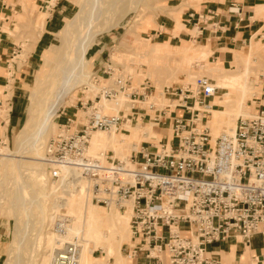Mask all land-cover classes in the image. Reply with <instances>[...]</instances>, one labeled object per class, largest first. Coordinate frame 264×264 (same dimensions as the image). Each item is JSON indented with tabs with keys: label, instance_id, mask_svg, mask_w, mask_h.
<instances>
[{
	"label": "built area",
	"instance_id": "obj_1",
	"mask_svg": "<svg viewBox=\"0 0 264 264\" xmlns=\"http://www.w3.org/2000/svg\"><path fill=\"white\" fill-rule=\"evenodd\" d=\"M125 82L102 94L111 98L129 90L128 97L135 100L150 93L146 81L140 83L139 94ZM183 88L164 89L179 96L174 107L181 112L164 116L159 110L153 118L167 132L156 144L143 142L126 160L106 152L89 154L90 131H116L126 120L93 110L72 131L74 121L65 118L45 143L43 161L52 166V179L59 167L83 177L95 205L123 211L129 203V239L123 247L127 257L143 254L155 260L152 264H218L207 255L209 245L232 238L248 244L255 235L264 239V76L258 92L246 101L249 113L237 117L232 134L214 140L203 121L216 88L204 77L195 78L194 89L189 84ZM133 115L129 113L130 120ZM67 222L59 213L50 223L56 242L49 264H77L78 245L63 238Z\"/></svg>",
	"mask_w": 264,
	"mask_h": 264
},
{
	"label": "rangeland",
	"instance_id": "obj_2",
	"mask_svg": "<svg viewBox=\"0 0 264 264\" xmlns=\"http://www.w3.org/2000/svg\"><path fill=\"white\" fill-rule=\"evenodd\" d=\"M29 1L34 4L35 10L32 12H30L29 9L24 11L21 7L22 13L25 14V18L22 19L19 15H16V23L14 24L16 27H14L13 25L15 29H13L12 33V40L15 43L16 50L13 54L14 57L11 56L12 60L10 62L16 65L17 70L23 69L24 71H27V66L24 65L25 59L30 55V53L34 52L32 54L31 60L32 65L26 77L24 78L25 83L22 84L21 91H18L20 95L18 96V100L13 107L14 109H12V113L16 117L15 121L17 120V124L15 127L11 128V130H9V133L7 135L5 133H2L0 129V146H3L5 148V150L0 153V234L2 235L1 245L3 252L0 264H13L12 260H14V258L18 254H20V257L23 258L21 259L24 262L28 263L30 257V252L28 250L30 248L31 241H33L35 238L36 232H39V234H37L38 236L36 237L39 243V247L35 248L34 250L35 256L32 260L33 264H41L42 262H44L45 258L47 259L48 251L47 249H45V243L47 241L46 236L48 235V233L46 232L49 228H47V226H43L45 223V219L51 220V217L55 215V211L52 210V203L56 196L55 193H58V191L55 190L56 186L51 183L50 177L48 175L45 178H42L44 192L42 193L41 204L43 206L45 216L43 219V223H41L42 219L38 207L32 205L28 201H26L27 204H22L15 197H13V195H15V192H13V178L15 176L17 168V162H15L16 158H14L13 156H23L22 162L19 165L18 172L22 175L23 181L26 182L25 184L28 185V187L26 186L27 192L29 194L31 193V196L35 195V193L39 192L40 190V184L36 182V175L32 174V171L35 169L32 162L40 161L39 163H41L42 161L33 160L31 158H43L45 143L51 136L59 132L61 125L65 122V118H69L74 121V123H72L69 127V131H72L75 128V126L72 125H76L79 122H85L88 114L91 111L96 110L95 108H90L92 106H100V110L102 113H104L106 110H111L117 113V111L110 106L113 102H108L106 104L102 101L101 98L99 104L95 105L96 102H98L101 93L99 91L96 92L94 88L101 86L103 79H111L113 75L118 72L121 75H125L124 77L122 75V81L126 80L125 83L128 87H135V89L133 90H135L137 94L142 92L140 83L145 81L148 82L150 86V92H153V95L147 97L146 99L144 97L142 98L141 96H135V98L132 99H137V102L135 100L134 102H130L131 98H129L127 95V93H129V90L117 91L116 95H118L120 92H123L125 98L128 101L125 104L124 112L120 111L121 113H119V115L126 117L127 121L122 122L123 124L120 126V128L114 132L115 136L120 138V140L132 139L133 135H135L136 132V127H134L133 125L140 123V131H144V129L146 128L145 124L148 122H153L154 129L159 138L167 131H165V129H163L159 124L157 125L155 121H153L154 117H158V111L163 110L164 116H168L169 111H173L176 114H179L181 112L180 109L174 107V104L177 102L179 96L174 94L168 95L167 92H164V89L166 87L169 88V92L173 87L183 88L182 84L179 83L177 79H175V75H173L172 73V68L170 67V65H168L171 58V55L169 54H172L178 47H182L184 51L191 50L193 48L195 49V47L192 45L197 44L195 41H192L190 43L192 45L189 44L183 46H175V44H178L180 42L171 40L170 42L168 41V43L172 45H156L157 42H162L163 38L161 36L153 37L151 35V31H149L148 29L156 24V22H158L159 20L164 21L166 16H170L173 13L172 11L174 10L167 5V0H142L137 5V9L130 18L126 16L121 18L123 14L122 8L124 7L123 5L126 0H115V2L119 1L118 4L119 7L120 5L121 7L120 9H118L119 13L118 15H115L112 22H114L115 25L117 23L119 25H116L115 27H112L108 30L105 29V31L103 30V32L101 31L99 34H97L94 38V43L90 45L86 52V57L88 60H90L89 71L91 72V76L88 79L90 85H84L82 87L75 88L71 93L73 97H66L65 100H67V102L60 104L57 107V118L55 119L56 127L53 132L51 130H48L43 140V145H41V149L39 151H32L28 153L23 152V148L24 146H26V144L23 142V140H25V137H21V133L22 129L27 123L30 113L33 117L32 129H34V125L38 126L37 124L41 121V114L38 112L40 106L36 103V101L35 103L32 102V92L34 90H39L44 86L46 88V86H48V81L54 80L53 77L50 79H46L48 78V74H54V66L56 63L54 62L52 55L49 53V50L55 48L58 45L56 36L63 33V29L66 23L69 22L78 12V3L81 0ZM10 3L12 5H19V8L24 4L23 0H10ZM58 5H63V11L59 12L58 14L53 13L50 21L51 23H49L48 26H45L44 20L39 21L40 15L34 14V12L37 11L42 12L41 17H49V9H53V11L55 12ZM94 16L95 15H93V17ZM114 20L118 21L115 22ZM108 26L109 24L107 25V27ZM125 35L127 38L124 37ZM38 38H40V42L37 45H34ZM260 41L262 43H259L256 46L258 49L261 48V45L264 44V39H260ZM71 46H74V43ZM22 50H25V54H20ZM155 54L159 56L165 55L164 59H161L160 62L156 64L157 66L152 62L151 59V56ZM187 59L190 60V57L187 56ZM257 60L259 61V65L257 64V66H254V68L256 69V71L258 70L257 72L260 75L258 79L259 85L261 78L264 76V55H261L260 59L258 58ZM214 61L215 58L211 56L208 57L205 62L196 63L193 60L186 61L187 72L191 73L193 75L192 80H195L196 77H202L198 73H202L203 71L205 72L212 68L214 69L216 66L217 68H221L224 70L234 69L235 71H239V73H243L245 71L243 59L237 57V55L235 61L230 63V65L229 60L222 61V65H218L220 61ZM38 65L39 68L37 69ZM35 69L36 71H34ZM56 76L60 77L57 74ZM127 77H129V79ZM44 78L46 79V83L41 84ZM176 78L182 81H189V78H187L185 75L178 74ZM78 81L79 80L77 79V81L75 82ZM122 81H120V83ZM208 81L209 83L211 82L210 79H208ZM120 83H118V85L116 84V86H114L112 89L117 90ZM167 83L168 85H166ZM188 84L190 85L191 89H194V83ZM45 91L46 90H44V92ZM146 94H149V92H146ZM163 95L165 97L171 96L175 98L176 102L169 106L158 107L155 105L153 106L154 108L148 107L147 102L149 100H161L164 97ZM47 96L52 97V95L50 94H48ZM43 98V96H40L41 100ZM115 99L116 98L109 99V101H114ZM221 99L222 93L216 88V94L213 98L209 99L210 105L212 101H220ZM7 102L8 101L5 100L1 102L5 106L0 109V113H4L2 116L7 115ZM46 103L48 102L46 101ZM127 103H130L131 105L130 111L127 107ZM133 106H136L137 108L133 109ZM32 109H34V111L36 112L32 113ZM9 110L11 111V107H9ZM10 111L8 112V114H10ZM130 112H133L134 114V118L132 119V121H130V118L128 116ZM142 115L145 116L141 117ZM207 117L208 116H206L204 121L206 119L208 121L211 118V114L208 118ZM0 121H4V119L0 117ZM129 122L132 124V126L129 125ZM206 127L208 128V125H206ZM95 132L104 135L110 134L101 131ZM88 137H90V135ZM211 137L214 139V135H211ZM4 140L6 141V145L4 143ZM144 141L148 142L149 140L144 139ZM150 142L156 144L155 140H152ZM142 143L143 142H141V144ZM139 145L136 147V149L130 151L128 155L124 157V159H127L133 151L138 150ZM120 158L122 157H118V159ZM46 167L48 168V165H46ZM80 188H85V185H82ZM98 211L101 214L110 212L107 210V208L104 207L102 209L99 208ZM117 214H122V211H117ZM15 226H17L19 229H23V233L22 235L20 234V236L24 239V241L21 239L20 246L17 244V240H19L20 237L17 239L19 235L17 236L16 232L14 233ZM125 243L126 242L124 241L120 246V253L123 258L124 256L127 257L125 252L123 251ZM253 244L264 246V242L260 241V239H255L253 241ZM103 251L104 250L100 247L91 249V258L93 260L103 261ZM106 261L107 262L105 264H111L113 262V259L109 257Z\"/></svg>",
	"mask_w": 264,
	"mask_h": 264
},
{
	"label": "bare ground",
	"instance_id": "obj_3",
	"mask_svg": "<svg viewBox=\"0 0 264 264\" xmlns=\"http://www.w3.org/2000/svg\"><path fill=\"white\" fill-rule=\"evenodd\" d=\"M141 1L142 0H126L123 5L124 7L122 6L123 14L121 18L124 16L130 18L137 9V5ZM118 2L119 1L115 2V0H81L78 3V12L69 22L66 23L63 33L56 36L58 45L55 48L49 50L54 62H56L54 66V74H48V78H46L50 79L53 77L54 80L48 81V86H46V88L44 86L39 90H34L32 92V102L35 103L36 101V103L40 106L38 112L41 114V121L37 124L38 126L34 125V129H32L33 117L30 113L27 123L22 129L21 133V137H25L23 142L26 144V146L23 148V152L28 153L32 151H39L42 147L41 145H43V140L48 130L53 132L56 127L55 119L57 118V107L60 104L67 102V100H65L66 97H73L71 93L75 88L82 87L84 85H90L88 79L91 76V72L89 71L90 60H88L86 57L87 49L90 47V45H92V43H94L93 41L97 34H99L101 31L103 32V30L105 31V29L108 30L112 27H115L116 25H119L118 23L115 25L114 22H112L115 15H118V9L121 7V5L119 7ZM93 15L95 16L93 17ZM114 21L116 22L118 20ZM108 24L109 26L107 27ZM124 37H126V35ZM73 43L74 46H71ZM193 49L184 51L182 47H178L172 54H169L171 55V58L168 65H170L172 68V73L175 75V79H177V81L181 83L183 87H186L188 83H194V80H192L193 75L187 72L186 61L193 60L196 63H199L205 62L208 58L209 51H196ZM236 55L237 57L243 59L245 66V71H242L243 73H239V71H235L234 69L224 70L217 68V66L214 69L212 68L205 72L203 71L202 73H198L207 80L210 79L211 86L217 88L222 93V99L220 101H212L210 105L209 100L207 116L209 117L211 114V118L208 121L206 119L203 122L205 127L208 125V128L206 127L208 133L209 135H214V138H216V136L218 137L232 134L237 117L245 116L249 113L248 107L246 106V101L250 99L251 96L255 95L259 90L260 84L258 85V79L260 75L254 66H257V64L259 65V61L257 59H260V56L264 55V44L258 49L254 43L251 42L246 54L243 55L236 53ZM187 56L190 57V60L187 59ZM151 57L152 62L156 65L161 59H164L165 55L159 56L155 54ZM56 74L60 77H57ZM178 74L185 75L187 78H189V81H182L176 78ZM122 75L118 72L113 75L111 79H103L102 85L94 88L96 92L99 91L101 93L99 100L95 105L99 104L101 98L106 104L108 102H113L110 106L116 110L118 114L111 110H106L104 113H102L100 106H92L90 108H95V111L101 115L118 116L119 113H121L120 111L124 112L125 104L128 100L125 98L123 92H120L118 95L115 94L111 98H105V96L102 94L104 91L112 89L114 86H116V84L118 85V83H120L122 78L125 76L123 75L122 77ZM46 79L44 78L41 84L46 83ZM77 79L79 81L75 82ZM166 85H168V83ZM133 89H135V87ZM44 90L46 91L44 92ZM48 94L52 95V97H48ZM215 94L216 92L211 98H213ZM39 95L43 96L44 98L41 100ZM152 95L153 92H150L149 94H145L144 98L146 99ZM113 98L116 99L114 101H109V99ZM46 101L48 103H46ZM131 101L134 102V100H130V102ZM135 101L137 102V99ZM174 102H176L175 98L171 96H164L161 100H149L147 105L148 107H153L155 105L158 107H163L169 106ZM127 107L130 111V103H127ZM194 107L199 108V106L196 104H194ZM109 111H111V113H109ZM33 112L36 111L32 109V113ZM126 121L127 119L125 122ZM129 125L132 126L130 122ZM153 125V122L146 123V128L144 131H140V123L133 125L136 127V132L135 135H133V138L129 140H120V138L115 136V130L90 131L88 133V136L90 135V137L87 138L88 152L94 156H99L100 154L106 152L111 154V157L113 158L122 157L123 159L120 158L121 160H126L124 157L128 155L130 151L136 149V147L141 144V142H146L144 139L149 141L155 140L157 142L158 134L156 133ZM95 131H101L110 134H98ZM211 135V140H214L212 138L213 136L211 137ZM4 143L6 145L5 140ZM4 150L5 148L0 146V153ZM13 157L16 158L15 162H17V168L13 178V192H15L13 197H15L22 204H27L26 201H28L32 205L38 207L39 209H36L40 211V216L42 219L41 223H43L45 212L41 204V197L42 193L44 192L42 178H45L47 175L50 177L49 170L46 167L48 164L43 161V158H31L33 160L42 161L41 163H39L40 161L32 162L33 167H35V169L32 171V174L36 175V182L40 184V190L39 192L35 193L36 196H31V193L29 194L26 190L28 185L25 184L26 182L23 181L22 175L18 172L23 156L15 155ZM58 172L59 175L57 179H52L50 177L51 183L56 186L55 190L58 191V193H55L56 196L52 203V210L55 211V214L62 213L64 216L68 217L63 238L74 239L75 243L78 245L77 264H105L109 257L113 259L111 264H124V258L120 253V246L124 241L127 242L129 239V203L125 204L124 210L120 215L117 214L118 210L113 207H106L110 212L101 214L98 209H102L103 207L90 202L87 191V182L83 177L79 176L75 171L66 167H59ZM82 185H85V188H80ZM54 216L51 217V220L45 219L43 227L47 226V228H49ZM47 230L48 231L46 233H48V235L46 236L47 241L45 243V249L48 251V257L47 259L45 258L44 262L41 264L50 263L52 249L56 242L55 234L49 231V229ZM15 232L17 236L19 235L17 239L20 237L19 240H17V244L20 246L21 239L24 241V239L20 236V234L22 235L23 233V229H19L17 226H15L14 233ZM37 234H39V232H36L35 238L33 241H31L30 248L28 250L30 252L28 263L24 262L22 260L23 258L20 257V254H18L16 257L14 255L15 258L12 260L13 264H33L32 260L35 256L34 250L35 248L39 247L38 240L36 239L38 236ZM96 247H100L104 250L103 261L93 260L91 258V249Z\"/></svg>",
	"mask_w": 264,
	"mask_h": 264
},
{
	"label": "crops",
	"instance_id": "obj_4",
	"mask_svg": "<svg viewBox=\"0 0 264 264\" xmlns=\"http://www.w3.org/2000/svg\"><path fill=\"white\" fill-rule=\"evenodd\" d=\"M23 2L19 8V5H12L10 0H0V109L5 107L1 102L8 101L7 115L2 116L4 113H0V117L4 119L0 121V129L6 135L17 124L12 109L20 95L18 91H21V86L25 83L24 78L32 65L34 53H30L25 59L27 71L17 70L16 65L10 62L16 50L12 40L16 15L23 19L25 14L22 13V9L24 11L29 9L30 12L35 10L34 4L29 0ZM167 3L174 10L173 13L148 29L153 37L163 38L162 42H157L156 45H172L168 41L175 40L180 42L175 46H183L195 41L197 44L190 45L197 51H209L208 57L215 58L214 62L220 61L218 65H222L221 62L224 60H229L230 65L235 61L236 53L244 55L251 42L257 46L262 43L260 39H264V0H167ZM62 7L63 5H58L55 12L49 9V17H41L42 12L36 11L34 14L40 15L39 21L44 20L45 26H48L52 14L62 12ZM39 39L34 45L40 42ZM22 53L25 54V50L20 52ZM1 237L0 234V260L3 256ZM255 239L264 242L258 235L253 236L248 244L239 238H232L209 245L207 254L216 259L218 264H264V246L254 245ZM154 261L145 258L143 254L127 258L124 256V264H152ZM161 261L165 262L164 254Z\"/></svg>",
	"mask_w": 264,
	"mask_h": 264
}]
</instances>
